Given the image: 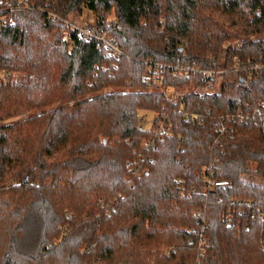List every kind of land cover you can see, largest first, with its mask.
I'll return each instance as SVG.
<instances>
[{
    "label": "trees",
    "instance_id": "1",
    "mask_svg": "<svg viewBox=\"0 0 264 264\" xmlns=\"http://www.w3.org/2000/svg\"><path fill=\"white\" fill-rule=\"evenodd\" d=\"M198 3L0 0V71L13 73L0 81V264H264V128L216 123L264 100V69L246 85L229 70L220 95L184 104L143 79V59L264 62V0H219L204 41ZM85 10L124 54L77 29L62 39V19ZM199 83L168 72L166 86ZM193 108L204 127L185 118ZM165 111L173 135L145 149L142 116Z\"/></svg>",
    "mask_w": 264,
    "mask_h": 264
},
{
    "label": "built area",
    "instance_id": "2",
    "mask_svg": "<svg viewBox=\"0 0 264 264\" xmlns=\"http://www.w3.org/2000/svg\"><path fill=\"white\" fill-rule=\"evenodd\" d=\"M50 16L59 18L56 14ZM62 23L64 24V31L61 34L63 40L68 41L70 30L77 29L81 40L88 41L90 39H95L102 42L107 50V53H111L114 57H119L124 54L122 49L111 41L110 38L106 35L97 33L92 26H79L72 23L69 19H62ZM225 46H227V44ZM139 61H142L148 66V70L143 75V79L146 83L151 86L156 85L158 91L165 94L171 102L176 103L180 101L183 102V104L189 95H198L199 97L220 95L222 93L224 75L229 70L242 72L245 77L243 85H246V77H250L253 73L259 71L260 69H264V62L262 61L256 63H252L250 61L243 63L237 62L235 67L232 69L203 67L198 60L190 62L178 61L175 63L157 61L154 59H143ZM168 72H170L173 77L178 76L179 78L187 77L198 80L199 77L200 83L188 89L166 86ZM5 74L6 73H0V81L3 83H10L13 79L12 74L10 73L11 78H5ZM104 92H110L109 87H106ZM70 103H72V101H70ZM179 110H181V112L184 111L183 107ZM207 117L208 115L206 111H202L197 108H193L187 112L185 111V118L191 120L198 127H204L206 125L208 119ZM234 122H255L260 123L264 128V100L259 99L254 102H248L245 104V107L236 110L234 113L220 115L216 121L219 127H226L227 124ZM140 128L150 130V136L144 139L142 143L145 149H155L158 141L173 135L172 120L166 111L163 112V117L158 121V123H155L154 125L146 115H143L142 125ZM213 183L221 185L228 184V181H212L211 184ZM226 217L231 219L232 215L228 214ZM205 244V236L201 235V257H203L206 252Z\"/></svg>",
    "mask_w": 264,
    "mask_h": 264
},
{
    "label": "rangeland",
    "instance_id": "3",
    "mask_svg": "<svg viewBox=\"0 0 264 264\" xmlns=\"http://www.w3.org/2000/svg\"><path fill=\"white\" fill-rule=\"evenodd\" d=\"M197 8H198L197 18L199 19L198 23L201 27V30H200V36L202 39L201 41H204V38H202L204 26L206 23V20H204V19L207 17H213V18L218 17V15H219V0H199ZM48 14L50 16V15H54L55 13L54 12H48ZM93 20H94L93 13L89 10H85V12L83 13V15L81 17L78 18L76 16H72L70 21L76 25H79V26H84V25H90L91 26V24L93 23ZM63 31L64 30L62 29L61 34ZM7 72H10L12 74V77H13V73L9 70L0 71V73H6L5 78L6 77L11 78V74L7 73ZM109 89H111V88L109 87ZM152 89L153 88H151V90ZM147 117L153 118V114L151 112H147ZM243 178L249 182L261 183V181L259 179H257L256 177H254L252 175H244Z\"/></svg>",
    "mask_w": 264,
    "mask_h": 264
}]
</instances>
